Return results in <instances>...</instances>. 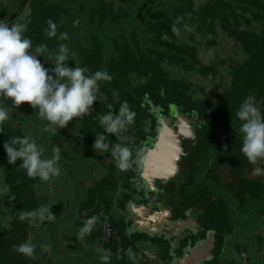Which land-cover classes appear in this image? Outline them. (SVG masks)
Segmentation results:
<instances>
[{"label": "trees", "instance_id": "1", "mask_svg": "<svg viewBox=\"0 0 264 264\" xmlns=\"http://www.w3.org/2000/svg\"><path fill=\"white\" fill-rule=\"evenodd\" d=\"M22 16L29 21L25 35L33 46L44 43L51 52L58 43H66L73 59L89 73L106 70L112 79L100 82L99 99L89 114L54 132L45 130L47 121L28 102L17 108L8 105L9 119L0 132V184L9 189L0 194V264H43L46 256L54 264L70 256L60 248L59 238L55 249L42 248L46 240L36 242L40 223L32 217L21 220L19 215L46 204L53 180L61 178L60 185L66 187L67 175L69 187L73 182L74 189H83V182L75 177H84V163L90 158V167L101 162V153L92 148L95 137L103 134L110 145L120 144L115 135L105 132L100 117L115 113L121 102L135 113L136 135L141 137L158 107L176 105L195 114L196 139L186 140L184 157L188 174L200 188L204 186L199 185L201 168L215 161L233 167L234 180L222 185L215 180V188L202 197L215 206L209 214L221 234L236 227L243 231L236 240L239 261L253 264L256 255L257 263L264 264V176H246L251 164L240 152L242 136L235 116L249 94L264 112V0H9L0 7V19L6 22ZM48 19L56 22L58 34L68 33L66 41L46 35ZM67 63L75 66L73 60ZM16 135H28L41 146L59 147L63 175L41 181L28 177L19 160L9 164L3 143ZM212 195L217 197L214 201ZM52 225L49 233L54 238L60 224ZM224 238L220 236V245ZM25 242L35 246L31 257L17 251L16 246ZM39 252L42 255L37 257Z\"/></svg>", "mask_w": 264, "mask_h": 264}, {"label": "flooded vegetation", "instance_id": "2", "mask_svg": "<svg viewBox=\"0 0 264 264\" xmlns=\"http://www.w3.org/2000/svg\"><path fill=\"white\" fill-rule=\"evenodd\" d=\"M8 2L0 0V7ZM182 117L189 121L196 139L198 119L193 112L190 115L176 105L165 110L156 108L150 121L152 125L144 137L136 135L138 121L134 120L115 134L121 145L131 149V167L121 170L111 154L101 153V162L90 168L95 180L82 181L80 191L84 198L75 197L79 198L78 209L69 212L77 240L88 245L80 246L79 241L72 247V256L54 264H97L92 247L110 250L108 264H230L231 257L223 249L224 241L237 240L243 231L236 227L232 233L221 234L213 226L214 215L209 214L210 210L215 212V206L202 194L211 193L215 180L219 185L234 180L235 172L232 166H220L215 161L213 166L200 169L199 185L204 183V186L199 188L189 176V164L184 158L188 153L186 140L192 138L179 134ZM164 124L178 133L183 151L177 160L178 171L173 176H167L165 151H154ZM253 167L246 169L247 177H253L250 173ZM226 169L234 176L227 177ZM210 198L214 201L217 197ZM92 216L96 221L91 232L80 237V227ZM210 221L211 226H207ZM220 236H225L222 245ZM186 257L189 259L185 260Z\"/></svg>", "mask_w": 264, "mask_h": 264}, {"label": "clouds", "instance_id": "3", "mask_svg": "<svg viewBox=\"0 0 264 264\" xmlns=\"http://www.w3.org/2000/svg\"><path fill=\"white\" fill-rule=\"evenodd\" d=\"M28 22L24 16L15 22L0 19V132H4L3 125L9 119L8 105L17 108L22 102H28L38 110V117L47 121L46 131L64 128L74 118L89 114L94 101L99 99L100 82L112 79L106 70L89 73L86 66L73 59L66 43H58L51 52L47 44L33 46L31 39L25 35ZM46 35L59 41L68 39L67 32L57 33V24L52 19L47 20ZM38 57H43L52 66L46 67ZM69 60H73L75 66H69ZM2 101H7V104ZM134 116L127 103L121 102L115 113L108 112L100 117V124L105 132L115 135L130 124ZM235 116L242 136L240 152L254 166L253 175L264 176V166H261L264 162V112L256 97L249 94L239 104ZM92 148L98 154L110 151L117 168L121 170L131 167V149L121 144L110 145L103 134L95 137ZM3 149L7 162L16 165L19 160L30 178L48 181L61 172L59 147H53V154L45 157L44 148L35 139L28 135H16L3 143ZM8 191L6 184H0V194H7ZM53 216L50 206L41 205L35 210L21 212L19 218L32 217L44 221ZM95 221V216L87 218L79 229V236L88 235ZM16 247L26 256L34 254L35 246L30 242ZM98 251L102 253L100 259L108 264L110 250L100 248Z\"/></svg>", "mask_w": 264, "mask_h": 264}, {"label": "rangeland", "instance_id": "4", "mask_svg": "<svg viewBox=\"0 0 264 264\" xmlns=\"http://www.w3.org/2000/svg\"><path fill=\"white\" fill-rule=\"evenodd\" d=\"M226 51H228V46ZM222 52V51H221ZM224 53V52H223ZM44 148V153H48V155H51L50 153H52V148L48 143H45L42 145ZM109 157H107L106 159H108ZM91 158L84 163V166H86L84 168V166L82 167V172L84 174V177H79L78 179V183L82 182V181H87V183L92 182L93 180H95L94 178V174L92 173V170L90 169V165L91 164ZM226 173L229 175H226L227 177L231 178V176H234V173L232 174L231 170L226 169ZM250 173H252L253 175V169L252 171H250ZM63 173L60 172V174L58 176H62ZM223 178V177H222ZM85 179V180H84ZM53 180L52 178L50 179V181ZM60 180L61 178H58L56 181L53 180L54 186L52 189V186L48 183V185H50V199L48 201H45V206H50L52 213L54 214L53 218L50 220H44V221H40L37 218V221L40 223V230H39V234L36 237V242L39 244H41L43 241L42 240H46L45 243H42V248L43 245L49 248H53L55 249V247L57 246V242H58V238L60 239L59 241V246L60 248H63L65 250H67V252H69L68 254L70 256L73 255L72 253V247L75 246L80 239L77 240L78 235L76 234V229L73 227L74 224L72 222L71 219V214L69 212H73L74 213V209L76 208V205L78 204V199L79 198H84V196L82 195L81 191L79 188L74 189V185H71V187H69L70 182H68V176L66 175V180L63 179L64 184L68 183V185L66 187H63L62 185H60ZM68 180V181H67ZM73 184V182H72ZM47 192V190H46ZM79 197V198H75V197ZM75 198V199H74ZM62 203V205H61ZM60 206V207H59ZM72 213V214H73ZM56 222L59 223L60 225L56 226V231H55V235L54 238L52 237L53 233L51 232V234L49 233V229H52V224ZM52 223V224H51ZM54 230V228H53ZM45 236V237H44ZM52 239H51V237ZM44 237V238H43ZM35 241V240H34ZM51 242V244H50ZM36 243V244H37ZM80 246H86L88 245L86 242H84L83 240H81L79 242ZM238 244L236 242V239L232 238L229 240H225L224 241V251L225 254L228 257H231V260L229 261L230 264L234 263V258L238 264V262H240V258L239 256H237L236 254V249L238 247ZM52 246V247H51ZM41 248V247H40ZM46 249V248H45ZM93 251L95 253H93L94 258L96 259L97 264H103L104 262L100 259V256L102 255L101 252L98 251L99 248L97 247H92ZM44 249H42L43 252ZM42 252H39L37 254V257L42 255ZM232 257H234L232 259ZM252 262L253 264H258L257 260L258 258L256 257V255H252ZM225 261V257H222V262ZM43 264H53V260L50 256H46L45 259L43 260ZM240 264H242L240 262Z\"/></svg>", "mask_w": 264, "mask_h": 264}, {"label": "water", "instance_id": "5", "mask_svg": "<svg viewBox=\"0 0 264 264\" xmlns=\"http://www.w3.org/2000/svg\"><path fill=\"white\" fill-rule=\"evenodd\" d=\"M179 117L180 116H178V118ZM161 118L163 119V116ZM178 128H179V134H183L185 137H190L192 139H195L193 130L191 129V127L189 128V121L186 118L184 117L181 118V124L178 125ZM155 146L157 147L154 151H160L162 153L165 151V153L167 154L166 163H164L165 167H167L166 170L169 173L167 174V176L171 174L173 176L174 175L173 173L178 171L177 160L179 159L180 154L183 152L182 146L180 145V139L178 138V133H175L172 127L170 126L169 127L167 125L163 126L159 130ZM188 259L189 257H186L185 260Z\"/></svg>", "mask_w": 264, "mask_h": 264}]
</instances>
